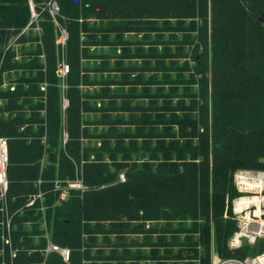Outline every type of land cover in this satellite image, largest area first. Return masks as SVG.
<instances>
[{
	"label": "trees",
	"instance_id": "16d2710c",
	"mask_svg": "<svg viewBox=\"0 0 264 264\" xmlns=\"http://www.w3.org/2000/svg\"><path fill=\"white\" fill-rule=\"evenodd\" d=\"M51 1L59 3L61 14L69 20L96 15L126 21L130 30L156 27L159 20L176 19L180 24L186 18L199 19L198 42L194 48L201 100L195 108L200 118L189 117L183 124L177 122L181 128L198 132L203 129V133L197 134L199 145L185 138L187 131H183L180 136L184 142L171 141L168 149L163 145L160 150L163 158H154L155 167L127 161L125 182L119 181L118 173L104 157V153L113 149L107 141L90 158V149L82 147L81 141L89 135L83 112L91 107L80 89L87 79L84 76L82 79L75 67L79 44L72 40L76 28L72 20L68 24L70 44L73 47L76 44V48L71 51L75 59L68 78L70 104L65 128L69 138L65 146L60 144V89L49 88L45 116L40 113L43 104L35 100V96L40 98L42 94L38 87L42 81H59L56 71L60 52L49 13ZM33 2L40 12L42 43L39 37H24L23 40L35 42L36 49H30L28 57L24 55L21 62L9 59L4 67L24 71L19 90L3 94L9 98L5 105L9 115L0 117V134L9 139L6 206L16 225L11 236L16 255L5 245L0 264H99L98 261L107 259L123 264V260L129 259L126 250L121 256L92 250L97 246L94 231L102 232L99 226L108 223L113 233L132 232L133 225L142 220L163 221L169 232L173 231L174 222L177 227L183 222H195L192 231L198 233L202 245L199 264L212 262L213 232L214 250L220 256L243 258L255 253L248 244L231 250L228 242L238 229L231 208L232 200L240 194L234 174L239 169L264 170V0ZM30 14V0H0L1 46L22 30ZM42 52L47 58V72L43 71L44 63L38 57ZM139 144L136 139L128 145L120 140L117 149H138ZM147 144L143 139L142 146ZM170 150L176 158L169 156ZM45 156L47 161L43 163ZM79 172L86 189H70L68 197L60 200L61 190L55 189L56 181L66 186L68 181L77 179ZM40 192L43 201L35 197ZM31 200H34L32 204ZM5 218L0 200V224ZM198 220L203 224H197ZM46 233L54 243L71 249L70 261L66 262L57 253L45 257ZM83 234L89 235L86 243L81 242ZM1 237L0 231V248H3ZM172 238L164 237L165 250L175 243Z\"/></svg>",
	"mask_w": 264,
	"mask_h": 264
},
{
	"label": "rangeland",
	"instance_id": "374dc122",
	"mask_svg": "<svg viewBox=\"0 0 264 264\" xmlns=\"http://www.w3.org/2000/svg\"><path fill=\"white\" fill-rule=\"evenodd\" d=\"M59 11L61 14V8ZM71 20L76 25L72 40L79 44L75 67L82 79L83 76L87 79L80 89L91 107L83 112L89 135L81 141L82 147L90 149V158L93 159L94 151L103 146V141H107L113 149L104 153V157L119 177L121 173L126 174L127 161L155 167L157 160L154 158H163L160 151L163 145L168 149L171 141L184 142V137L180 136L183 131H187L185 138L199 145L197 134L203 133V129L198 132L177 124L187 122L189 117L193 120L200 118V112L195 108L201 100L200 77L195 67L198 57L194 48L198 42L199 19L186 18L180 24L176 19L159 20L156 27L142 30H130L126 21L96 15ZM71 20L64 16L61 22L68 34L65 50L70 66L68 78L75 59L71 51L76 48V44L74 47L70 44L68 24ZM59 35V32L58 35L56 33L57 41ZM30 49H36L35 42L31 41L26 46L23 55L28 56ZM132 139L140 143L138 149H117L118 141L122 140L128 145ZM143 139L147 140V147L142 146ZM169 156L176 158L171 150ZM46 161L45 156L42 162ZM77 178L83 180L81 172ZM68 194L65 195L68 197ZM41 210L45 211L43 205ZM6 219L12 223V235L16 225L10 212ZM197 224H203V221L198 220ZM42 226L46 228L45 223ZM194 226L195 222L192 221L183 222L178 227L174 222L171 226L173 231L169 232L163 221L142 220L140 224L133 225L132 232L113 233L108 223H104L99 226L102 232L94 231L97 246L92 250L101 249L105 255L116 256L124 255L126 250L129 259L123 260V264H199L202 245L198 233L192 231ZM0 231L2 257L6 231L2 223ZM164 237L175 241L168 245V250L163 245ZM88 238V234H83L81 242L86 243ZM212 240L214 252V232ZM98 263L116 264V261L107 259Z\"/></svg>",
	"mask_w": 264,
	"mask_h": 264
},
{
	"label": "built area",
	"instance_id": "2783aa9c",
	"mask_svg": "<svg viewBox=\"0 0 264 264\" xmlns=\"http://www.w3.org/2000/svg\"><path fill=\"white\" fill-rule=\"evenodd\" d=\"M57 3V1H51L48 6L49 13L52 16L55 25V31L57 35L58 32L60 33L58 41H56L58 45L57 49L60 52L58 68L56 71L59 81L58 83H52L48 79L42 81L38 86L42 94L40 98L35 96V100L40 101L43 104L40 113L42 116H45L48 108L49 88L51 86H56L60 89V104L62 111L61 135L62 144L65 146L69 138L68 132L65 128V121L66 112L70 104L67 95L70 66L67 62L65 53L68 34L66 33V29L61 25L64 16L60 14V8ZM30 12V19L22 30L17 34L12 35L4 45H0V117H6L9 115V112L5 109V105L8 103L9 98L3 94L8 91L16 92L19 90L21 84L20 77L24 71L22 68L5 69V63L11 58L14 61H23L24 49L31 42V40H23L24 37H29L30 35L33 37H39V43H42L40 12L36 9L33 0L30 1ZM32 56L34 57V55ZM38 57L40 61L44 63L43 71L47 72L46 54L42 52V54H38ZM25 86H27V84H25ZM8 166L9 139L0 134V200L2 201V210L5 211L6 215H8L6 206V198L9 189ZM119 181H126L125 173L119 175ZM55 184V189L61 190L60 200H65L67 198L65 194L68 193L70 189H86L83 180L78 178L76 180L68 181V185L66 186L61 185L59 181H56ZM234 184L240 193L231 203L233 218L237 221L238 229L229 239L228 245L231 250H236L243 247L244 244H248L255 249V253H251L243 258H225L220 256L217 251H214L212 253L211 264H264V170L239 169L234 174ZM35 197L43 199L42 192ZM33 202L34 200H31L30 204ZM2 224L6 230L4 235V246H9L13 256H15L16 254L15 250L12 248L13 242L11 238L12 223L5 218ZM46 237L48 240L44 250L45 257L51 253H57L66 262L70 261L71 249L54 243L49 235Z\"/></svg>",
	"mask_w": 264,
	"mask_h": 264
},
{
	"label": "water",
	"instance_id": "95a60500",
	"mask_svg": "<svg viewBox=\"0 0 264 264\" xmlns=\"http://www.w3.org/2000/svg\"><path fill=\"white\" fill-rule=\"evenodd\" d=\"M262 20L264 21V14H263ZM262 161H264V158L262 159Z\"/></svg>",
	"mask_w": 264,
	"mask_h": 264
}]
</instances>
